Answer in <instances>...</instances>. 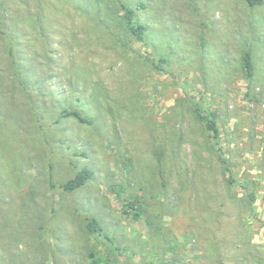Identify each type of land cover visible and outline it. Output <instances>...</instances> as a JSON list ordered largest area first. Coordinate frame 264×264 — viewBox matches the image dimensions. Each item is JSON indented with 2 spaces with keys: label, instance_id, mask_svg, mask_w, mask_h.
Returning <instances> with one entry per match:
<instances>
[{
  "label": "rangeland",
  "instance_id": "1",
  "mask_svg": "<svg viewBox=\"0 0 264 264\" xmlns=\"http://www.w3.org/2000/svg\"><path fill=\"white\" fill-rule=\"evenodd\" d=\"M121 3L142 6L143 41ZM0 6L29 90L0 37V264H264V3ZM83 168L92 180L63 191Z\"/></svg>",
  "mask_w": 264,
  "mask_h": 264
},
{
  "label": "trees",
  "instance_id": "2",
  "mask_svg": "<svg viewBox=\"0 0 264 264\" xmlns=\"http://www.w3.org/2000/svg\"><path fill=\"white\" fill-rule=\"evenodd\" d=\"M246 5L249 8H254L261 6L264 3V0H244ZM121 9L123 10V23H125V26L127 27V30L130 32V34L135 37L139 41H143L144 35L146 32V27L142 24H138L135 19V12L142 8L141 5H137L136 7L128 6L123 3L120 4ZM0 9H2V6H0ZM0 37L1 39L7 44V55L8 58L12 64V75L16 81H18L19 86L21 89H23L26 92H29L28 86L24 83L22 70L19 65L20 61L18 58L17 50L15 49V43L13 40V37L11 35V32L7 29H5L4 25L0 23ZM243 68L245 70L246 77H250L252 73V63H251V56L249 52H245L243 54ZM31 109L33 113H35L33 106H31ZM196 118L204 123L205 128L207 131L212 132L213 137L217 138V127L216 123L214 121V115H201L198 113V109H195L194 111ZM66 118H73L75 120H78L81 123L91 124L92 121L85 116H83L80 112L76 110H63L55 122H59L61 119ZM93 178V172L88 168H83L79 170L75 176L68 181H66L64 184H62L60 187L63 191L67 193L75 192L79 189H81L89 180H92ZM254 197L250 196V202L253 203ZM130 208V207H129ZM86 230L89 234H93L96 236H101V229L97 227V222L94 219H91L86 224ZM104 239L112 246V240L108 237H104ZM91 263L90 264H108L111 261V258L109 256L105 255L103 259L101 258H95L94 253L90 254ZM151 264V263H147ZM166 264V263H161Z\"/></svg>",
  "mask_w": 264,
  "mask_h": 264
}]
</instances>
